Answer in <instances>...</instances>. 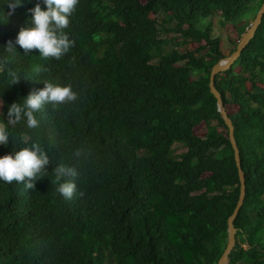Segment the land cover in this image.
I'll use <instances>...</instances> for the list:
<instances>
[{
  "label": "trees",
  "instance_id": "1",
  "mask_svg": "<svg viewBox=\"0 0 264 264\" xmlns=\"http://www.w3.org/2000/svg\"><path fill=\"white\" fill-rule=\"evenodd\" d=\"M263 2L78 0L59 60L2 48L43 4L16 8L0 24V123L43 81L70 85L77 99L44 105L37 128L18 124L0 146L5 155L37 143L49 159L33 189L0 182V264H216L239 179L208 85L226 56L212 23L235 33L231 53ZM214 85L245 178L226 264H264V14ZM60 164L77 172L70 199L55 191Z\"/></svg>",
  "mask_w": 264,
  "mask_h": 264
},
{
  "label": "clouds",
  "instance_id": "2",
  "mask_svg": "<svg viewBox=\"0 0 264 264\" xmlns=\"http://www.w3.org/2000/svg\"><path fill=\"white\" fill-rule=\"evenodd\" d=\"M25 0H0V24L7 21L16 8L21 7ZM32 5L28 12L29 27L21 28L14 41H7L2 47L5 51L15 50L19 46L25 54L35 49L41 59L59 60L73 44L64 31L69 24V17L78 4V0H41ZM5 8L7 11H5ZM12 83L17 77H11ZM77 99V94L70 85H58L43 81V87L29 93L19 102L12 103L7 109V126L0 123V146L7 145L10 129L23 123L28 129L38 127L37 113L44 105L68 104ZM78 155V153H77ZM49 159L45 151L37 143L20 147L12 154L0 155V182L23 183L26 189H33L35 182L45 176ZM55 191L62 197L70 199L76 191L75 178L77 172L71 166L60 164L54 168ZM71 178V179H66Z\"/></svg>",
  "mask_w": 264,
  "mask_h": 264
},
{
  "label": "water",
  "instance_id": "3",
  "mask_svg": "<svg viewBox=\"0 0 264 264\" xmlns=\"http://www.w3.org/2000/svg\"><path fill=\"white\" fill-rule=\"evenodd\" d=\"M263 14H264V2L260 5L250 26L240 36L235 46V49L229 55H226L225 57L219 59L211 67V70L209 73V83H208L209 90L216 99L217 111L219 112L220 117L222 118L224 124L227 127L228 140L233 149V156H234V161H235V165L237 168V174H238V179H239V190H238L237 203H236V206L232 214L227 218V233H228L227 243L216 264H226L228 262L229 253L231 252V250L233 249L235 245L236 228L234 227L233 221L236 218L238 211L244 200L245 178H244V173L240 166L239 150H238L235 138H234V127H233L231 119L229 118L226 112L225 107L223 106L221 95L214 85V77L217 73L227 70L233 64V62L239 57L242 49L246 46L248 41L254 36V33L261 21Z\"/></svg>",
  "mask_w": 264,
  "mask_h": 264
},
{
  "label": "rangeland",
  "instance_id": "4",
  "mask_svg": "<svg viewBox=\"0 0 264 264\" xmlns=\"http://www.w3.org/2000/svg\"><path fill=\"white\" fill-rule=\"evenodd\" d=\"M250 21H252V20L250 19ZM212 34H213V36L220 38L221 48H222L224 54L229 55L230 49L232 47L231 40H233L235 33H231L229 29L221 26V24L219 23L218 17H215L213 20V23H212ZM180 47L182 48L183 45H180ZM1 107H2V104L0 101V110H1ZM194 130L196 133L201 134V132L203 131V123L196 126L194 128ZM175 148H176V150H175L176 153L183 151V147L180 145H175Z\"/></svg>",
  "mask_w": 264,
  "mask_h": 264
}]
</instances>
